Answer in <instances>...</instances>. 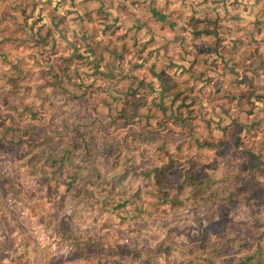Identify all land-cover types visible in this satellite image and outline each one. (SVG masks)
Masks as SVG:
<instances>
[{
	"label": "rangeland",
	"instance_id": "374dc122",
	"mask_svg": "<svg viewBox=\"0 0 264 264\" xmlns=\"http://www.w3.org/2000/svg\"><path fill=\"white\" fill-rule=\"evenodd\" d=\"M255 52L264 0H0L1 264H264Z\"/></svg>",
	"mask_w": 264,
	"mask_h": 264
},
{
	"label": "trees",
	"instance_id": "16d2710c",
	"mask_svg": "<svg viewBox=\"0 0 264 264\" xmlns=\"http://www.w3.org/2000/svg\"><path fill=\"white\" fill-rule=\"evenodd\" d=\"M206 14H208L207 12H205L201 17L198 16V17H194L195 19V24L198 25V26H202L203 29L202 30H199L198 28H196L195 30V35L196 37H204V38H207V37H213V36H216L217 35V30L216 29H219L220 26L218 25L217 21L218 20H212L213 17H210V16H206ZM175 15H181L179 13H175L174 11H169V16L170 18H172L173 20L171 21V23H175V24H180L181 22V19L180 17L178 18H175L174 19V16ZM169 18V19H170ZM192 19V18H190ZM125 45V44H124ZM122 47V46H121ZM117 50V49H116ZM255 55H257L259 57L260 60H264V57L261 55V54H258L257 52H255ZM234 124V123H232ZM237 126H240L239 124H237ZM231 126L230 125H227L225 127H223V130H225L226 132H228L230 130ZM239 132V130H238ZM237 134L235 135V137L233 138V145H232V148L234 149H238V144H237V139L238 137L240 136V134ZM223 141V146L226 145V142ZM236 143V144H235ZM53 152L51 150H48L47 153H46V157L45 159L47 160H50L51 157H53ZM250 164L249 163H246L245 161H242V162H239L237 164H235V166H233L234 168H236V166L239 167V169L237 170L236 174H233L232 176V181H231V184L233 186V183H238V181H240V190L238 192H235L237 188V186L234 188V192L232 191L229 195V201L230 202H234V203H240V197L244 199H246V201H251L253 200V198H259L261 200H264V193H262V189L259 187L258 184H255V181L253 180V177H251L249 175V170L247 167H250L251 169H255V166H249ZM167 168H162L160 169V174L163 176L164 179H167L166 176L164 175V173L166 172ZM248 172L247 176H244V172ZM239 173V174H238ZM190 178V176H186L185 178L182 179V181L180 182L179 186H180V190H184L185 187L184 186H187L189 185V183L191 181H188ZM170 185V184H169ZM255 185H257V188L255 187ZM103 185L101 184L100 180L98 181H95L91 187H93V190L95 191H99V188L102 187ZM190 187V186H189ZM119 191L120 192V195L121 197H123L125 194H124V190H122L120 184L118 186H116L115 188H111V191ZM179 192V190H177ZM178 198L177 196H174L172 198V202L173 203H177L178 202ZM65 235L66 237L64 238L63 242L65 241L68 245V246H71L72 249L69 251V254H68V257H72V256H75V251L80 253L81 250L78 248L77 246V242L79 240H73V241H70L71 238H73V235L69 232H65ZM85 249H88V245H85ZM1 264V262H0Z\"/></svg>",
	"mask_w": 264,
	"mask_h": 264
},
{
	"label": "crops",
	"instance_id": "0c3cea01",
	"mask_svg": "<svg viewBox=\"0 0 264 264\" xmlns=\"http://www.w3.org/2000/svg\"><path fill=\"white\" fill-rule=\"evenodd\" d=\"M162 7L164 8V10L166 9L167 11H173V10H171V9H173L171 5H168V8L166 7V1L163 2ZM150 11H152V10H150ZM157 11H158V10H156V11L153 10V16L159 18L161 15H160ZM206 11H208V10H206ZM206 11H205V12H206ZM180 13H181V12H180ZM201 16H202V15H201ZM201 16H200V17H201ZM170 23H171V22H170ZM171 24H172V23H171Z\"/></svg>",
	"mask_w": 264,
	"mask_h": 264
}]
</instances>
